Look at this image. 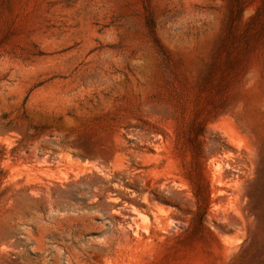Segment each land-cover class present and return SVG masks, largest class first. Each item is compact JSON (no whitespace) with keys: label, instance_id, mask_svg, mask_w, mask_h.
<instances>
[{"label":"rangeland","instance_id":"obj_1","mask_svg":"<svg viewBox=\"0 0 264 264\" xmlns=\"http://www.w3.org/2000/svg\"><path fill=\"white\" fill-rule=\"evenodd\" d=\"M0 264H264V0H0Z\"/></svg>","mask_w":264,"mask_h":264}]
</instances>
